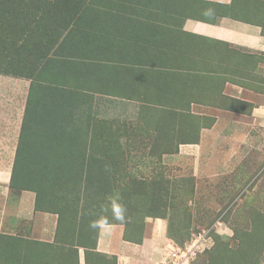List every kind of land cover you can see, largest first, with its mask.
Returning a JSON list of instances; mask_svg holds the SVG:
<instances>
[{
  "label": "rangeland",
  "instance_id": "obj_1",
  "mask_svg": "<svg viewBox=\"0 0 264 264\" xmlns=\"http://www.w3.org/2000/svg\"><path fill=\"white\" fill-rule=\"evenodd\" d=\"M256 11V0H0V131H21L15 176L72 228L54 244L30 240L25 222L4 228L0 262L76 264L98 221L137 241L150 218L165 222L160 264H264L256 73L183 28Z\"/></svg>",
  "mask_w": 264,
  "mask_h": 264
},
{
  "label": "crops",
  "instance_id": "obj_2",
  "mask_svg": "<svg viewBox=\"0 0 264 264\" xmlns=\"http://www.w3.org/2000/svg\"><path fill=\"white\" fill-rule=\"evenodd\" d=\"M210 1L223 5L232 3V0ZM256 4H264V0H256ZM183 28L191 34L208 36L212 41L226 45L231 52L236 51L227 57L226 62L244 68V71L249 68L256 73V115L258 112L264 114V92L260 90L264 85V12L256 11L251 20L239 19L230 14H223L210 22L188 19ZM242 58L245 60L243 64L239 61ZM20 135V130L0 131V233L6 228L15 235L16 225L25 222L27 228L24 233L30 240L54 244L59 231L69 232L72 228L63 223L60 226V215L56 209H48L46 205L38 206L39 188L25 185L15 176V157ZM46 199L53 200L51 193H44L41 202ZM18 230H21L20 227ZM124 230L122 224L98 221L93 243L90 246L76 245V264L163 262L162 254L167 251L163 220L147 219L142 237L139 236L137 241L126 239ZM62 241L68 242L65 239Z\"/></svg>",
  "mask_w": 264,
  "mask_h": 264
},
{
  "label": "clouds",
  "instance_id": "obj_3",
  "mask_svg": "<svg viewBox=\"0 0 264 264\" xmlns=\"http://www.w3.org/2000/svg\"><path fill=\"white\" fill-rule=\"evenodd\" d=\"M114 217L118 220H124L125 218V208L119 203H113L112 206Z\"/></svg>",
  "mask_w": 264,
  "mask_h": 264
}]
</instances>
